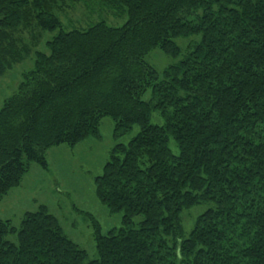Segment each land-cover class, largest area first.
<instances>
[{
	"label": "trees",
	"instance_id": "trees-1",
	"mask_svg": "<svg viewBox=\"0 0 264 264\" xmlns=\"http://www.w3.org/2000/svg\"><path fill=\"white\" fill-rule=\"evenodd\" d=\"M78 4L127 21L64 32L56 13ZM154 49L178 60L162 75L144 60ZM32 54L0 109V199L31 164L47 169L48 150L99 137L104 118L115 137L139 132L94 180L97 200L122 213L106 236L91 218L96 260L41 205L19 230L0 219V264H264V0H0V78ZM156 112L163 126L150 124ZM202 204L184 237L181 213Z\"/></svg>",
	"mask_w": 264,
	"mask_h": 264
},
{
	"label": "rangeland",
	"instance_id": "rangeland-1",
	"mask_svg": "<svg viewBox=\"0 0 264 264\" xmlns=\"http://www.w3.org/2000/svg\"><path fill=\"white\" fill-rule=\"evenodd\" d=\"M56 15L64 32L79 29L81 28L79 25L82 24L91 25L100 21L109 27H121L127 21L126 13L113 15L91 12L89 15L81 4L76 5L70 12ZM57 33L58 30L43 33L37 51L47 52L45 43ZM200 38L201 36L179 38L175 42L183 48L189 42H199ZM33 60L32 54L26 61L16 65L5 77L0 78V109L4 100L15 93L22 73L32 69ZM144 60L158 75H162L165 68L178 61L171 59L160 49L150 51ZM149 99L150 91L143 96L144 101ZM150 124L163 126L164 120L159 113H152ZM114 130L113 120L104 118L98 128L99 137H89L74 147L61 145L48 150L45 154L47 169L38 164H31L20 186L11 189L0 199V219L9 221L14 229L19 230L23 215L34 212L43 205L48 213L57 219L63 234L79 249L85 251V263L96 260L98 256L92 219L98 222L101 235L106 236L110 231L122 227V213L110 214L97 200L94 180L102 175L103 167L109 162L113 148L116 145L127 147L139 132V127L133 125L127 134L119 137L114 136ZM168 148L174 156L179 155L178 146L172 138H169ZM209 207L211 206L202 204L181 213L184 237L191 231L195 218ZM141 221L142 216L135 217L133 227H137ZM6 240L17 245V231L8 235Z\"/></svg>",
	"mask_w": 264,
	"mask_h": 264
}]
</instances>
